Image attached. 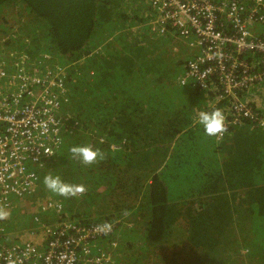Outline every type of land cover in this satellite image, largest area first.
Wrapping results in <instances>:
<instances>
[{"label": "trees", "instance_id": "1", "mask_svg": "<svg viewBox=\"0 0 264 264\" xmlns=\"http://www.w3.org/2000/svg\"><path fill=\"white\" fill-rule=\"evenodd\" d=\"M145 3L0 0V56L9 49L31 58L48 53L44 66L65 65L69 91L61 116L69 125L65 110L79 120L80 129L69 131L59 153L38 169L35 197L61 202L45 211V220L94 230L102 218L121 219L123 237L111 251L121 264L129 257L134 264L179 258V264H224V257L238 264L241 250L254 248L264 261V128L228 126L223 138L206 135L199 123L189 128L204 95L185 79L201 51L194 46L184 60L171 50L169 34L189 43L193 34L169 29L152 38L146 19L154 9ZM9 11L14 24L4 18ZM129 34L147 37L136 41ZM74 146L98 149L100 156L84 164L71 153ZM48 174L86 191L72 198L53 194L43 183ZM97 196L105 199L95 203ZM29 220L18 226L34 229ZM112 235L97 234L92 242L109 248Z\"/></svg>", "mask_w": 264, "mask_h": 264}, {"label": "built area", "instance_id": "2", "mask_svg": "<svg viewBox=\"0 0 264 264\" xmlns=\"http://www.w3.org/2000/svg\"><path fill=\"white\" fill-rule=\"evenodd\" d=\"M150 2L157 13L154 31L194 35L191 42L201 54L189 62L185 83L206 91L207 107L200 111L216 108L234 123L264 125V0ZM47 54L31 58L17 50L0 56V213L20 212L23 218L26 207L37 221L51 207H61L59 200L35 195L41 186L38 169L54 157L69 131L61 116L67 100L64 69L44 66L51 58ZM17 207L22 210L14 211ZM47 223L40 221L39 230L13 239L0 224V264H120L111 252L117 241L111 248L92 242L103 233L98 227Z\"/></svg>", "mask_w": 264, "mask_h": 264}, {"label": "clouds", "instance_id": "3", "mask_svg": "<svg viewBox=\"0 0 264 264\" xmlns=\"http://www.w3.org/2000/svg\"><path fill=\"white\" fill-rule=\"evenodd\" d=\"M147 2L151 4L150 0H147ZM152 8L154 9L153 5H152ZM147 15H149V14H147ZM147 15H145V16H147ZM156 16H157V13H156V10L154 9V11L152 13V18L146 19V26L149 28L151 33H152L151 30H153L152 26H151V22L156 18ZM153 32L155 33V35L159 34L161 36L162 35L166 36L165 35L166 32L162 33V32H157V31H154V30H153ZM169 35L174 37L173 33L169 34ZM175 39L179 40V41H182L184 44L187 42V41H185L183 39H177V38H175ZM61 68L64 69V67H61ZM192 85H194V84H192ZM194 86L197 87V89H199L204 95V99H203L204 103L202 104L201 108L204 107V109H205L207 107V100H206L207 96H206V93H205L206 91L203 90L199 86H196V85H194ZM68 91L69 90H67V93H68ZM68 100H69V98H68ZM65 103H66V101H65ZM262 110L264 111V108ZM63 114H64V116H66L67 120L71 119L73 121V123L69 122L70 125L68 124V126L71 127V129L69 128V131H71V134L74 133V129H75V126H76V119L73 117V115L69 111L65 110L63 112ZM196 115H195V117H196ZM194 121H195V118H194ZM193 122H192V124L190 125L189 128L196 127L197 124L199 123L203 127V130H204L206 135H208V136L221 135L222 138L226 135V131H227L226 127H228V126H245V125H249V127L251 129L252 128H255V129L264 128V125H262L260 123H253L251 121H241V122H238V123H234L233 121H231L228 118L225 119V116L223 115V113L219 109H216V108L212 109V110H201L199 112V114H198V122H196L195 124H193ZM69 131H67L64 134L63 140L65 139V136H66V134ZM70 151H71V153L74 156L79 157L81 162L84 163V164H92L97 159V157L100 156V152H99L98 149L94 150V149H92L89 146H74V147H72L70 149ZM58 153H59V150L57 151L56 154H58ZM49 162L44 166V168H46L48 166ZM43 183H44L45 188L49 192H51L53 194H56V195H59V196H62V197H65V198L77 197L79 194H83L86 191V189H85V187L83 185H74V184L65 183L61 179V177L59 175L48 174V175H46L44 177ZM44 196H47V195H44ZM24 209L26 210L24 212L25 215H21V216H25V217L20 218V214H21L20 212H17V214H18L17 216H18L19 219H25V220L27 218H29V219L31 218L30 226L32 228H36L40 221H43V222L47 223L46 220H45L46 217L39 216L40 220L37 221L36 219H32L30 214H28L29 210L26 207H24ZM16 210L19 211V210H22V208L17 207V208L14 209V211H16ZM3 215H6V213H0V216H3ZM115 222H116V219L110 220V219H107V218H102L101 221L95 222L96 223L95 227H98L97 230L100 231V232H103L105 234H111L112 233L113 234L112 236L115 237L113 242L117 241V244H118L120 238L123 237V235H120V237H119V234H117L115 232ZM83 227H85V226H83ZM93 227L94 226H92V228ZM16 229H18L17 235H21L23 232L29 233L32 230L30 228L22 229L21 227L18 226V224L16 226ZM36 230H39V229L36 228ZM109 248H111V247L109 246ZM241 255L242 256L251 255V251H249L248 249H243V250H241V254L239 253V257H241V259H242ZM243 264H252V263L250 261H245Z\"/></svg>", "mask_w": 264, "mask_h": 264}, {"label": "rangeland", "instance_id": "4", "mask_svg": "<svg viewBox=\"0 0 264 264\" xmlns=\"http://www.w3.org/2000/svg\"><path fill=\"white\" fill-rule=\"evenodd\" d=\"M136 4H143L146 7L145 0H136V1L132 0V7H135ZM147 5H148V7H147L146 10L150 11L152 5L150 3H148V2H147ZM149 7H150V9H149ZM147 14H149V13L144 14V16L147 15ZM11 16H12L11 12L9 11L7 15H4V18H5L6 21H9V23H11V24L16 23L17 20L16 19H12ZM151 31L153 33L152 34V38H153L155 34H154L153 30H151ZM105 33H108V31H104V32L99 34V35H101V38H102L103 35H105ZM129 35L133 37V34H129ZM156 36H161V35L156 34ZM143 37H147V36H145L144 34H140L139 36L137 34H134L133 39L137 41V40H140ZM14 38H16V37H14ZM101 38L98 36L97 40H100ZM9 50H10V53H12L14 51H17V50H12V49H9ZM171 50H172L173 53H178V55L180 57L184 58V60L189 59L191 57L189 55H193V53L195 51V49H192L189 46L182 48V45H180L179 43H173V46L171 47ZM27 54L29 55L28 52H27ZM11 60L17 61V58L15 56H12ZM89 65H90V62L85 64L84 69L87 68V66H89ZM48 66L50 68H52L49 64H48ZM60 67H65V65L60 64ZM63 74H64V72L61 73V76ZM78 129H80V125H79V120L76 118V126H75V129H74V132L77 131ZM76 161H77V158H76ZM95 180H97V179H95ZM95 180H93V181H95ZM104 199H105L104 196H97V197L94 198V202L95 203H97L99 201L101 202ZM87 205L88 204H78V208L81 209V210H84L85 206H87ZM98 206H100V205H98ZM95 207H97V206H92L93 209ZM128 214L130 215V214H132V212H128ZM24 220L25 219H19L18 216H17V213L16 214H12L11 216H8V215L7 216L6 215L5 216H0V224H3L5 226V228H6L5 234L7 235V237L9 239L15 238V236L17 235V232H18V229H16V226H17V224L20 221H24ZM29 224H31V218L29 220ZM119 237H120V233H119ZM236 239H237V241H239V240H241V237L237 236ZM120 241H121V238H120ZM8 242H11V240H9ZM223 250H224V248H222L219 252H223ZM231 260H232V258L230 259V262H231ZM222 261H224V264H229V260H227V258H225V257L222 259ZM245 261H250L252 264H264V261H262L260 259L259 255H258V251L256 250V248H254L253 251H251V255L242 256L241 260L240 259L237 260L238 264H243ZM180 262H181V259L179 258L177 260L176 264H179ZM125 264H134V263H133V260H131L130 257H129L127 259V261L125 262Z\"/></svg>", "mask_w": 264, "mask_h": 264}, {"label": "flooded vegetation", "instance_id": "5", "mask_svg": "<svg viewBox=\"0 0 264 264\" xmlns=\"http://www.w3.org/2000/svg\"><path fill=\"white\" fill-rule=\"evenodd\" d=\"M123 221L121 219L116 220L115 222V232L117 234L123 235Z\"/></svg>", "mask_w": 264, "mask_h": 264}, {"label": "crops", "instance_id": "6", "mask_svg": "<svg viewBox=\"0 0 264 264\" xmlns=\"http://www.w3.org/2000/svg\"><path fill=\"white\" fill-rule=\"evenodd\" d=\"M173 37V36H172ZM174 38V37H173ZM175 39V38H174ZM174 43H179L180 45H182L183 47H190V48H192V49H195L194 48V44L191 42V43H189V42H186L185 44L184 43H182L181 41H179V40H176L175 39V41H174Z\"/></svg>", "mask_w": 264, "mask_h": 264}]
</instances>
